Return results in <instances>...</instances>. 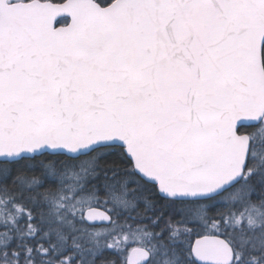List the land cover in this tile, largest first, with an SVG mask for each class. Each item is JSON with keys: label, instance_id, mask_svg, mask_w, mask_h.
<instances>
[{"label": "snow or ice", "instance_id": "snow-or-ice-1", "mask_svg": "<svg viewBox=\"0 0 264 264\" xmlns=\"http://www.w3.org/2000/svg\"><path fill=\"white\" fill-rule=\"evenodd\" d=\"M0 264H264V0H0Z\"/></svg>", "mask_w": 264, "mask_h": 264}]
</instances>
